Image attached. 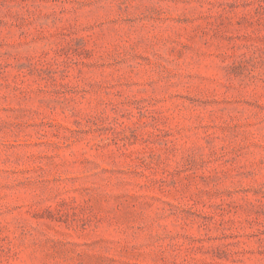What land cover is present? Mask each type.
Instances as JSON below:
<instances>
[{
    "label": "rangeland",
    "instance_id": "obj_1",
    "mask_svg": "<svg viewBox=\"0 0 264 264\" xmlns=\"http://www.w3.org/2000/svg\"><path fill=\"white\" fill-rule=\"evenodd\" d=\"M0 264H264V0H0Z\"/></svg>",
    "mask_w": 264,
    "mask_h": 264
}]
</instances>
